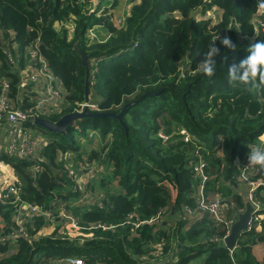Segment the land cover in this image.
<instances>
[{"label": "trees", "instance_id": "obj_1", "mask_svg": "<svg viewBox=\"0 0 264 264\" xmlns=\"http://www.w3.org/2000/svg\"><path fill=\"white\" fill-rule=\"evenodd\" d=\"M91 2L0 0V94L8 80L16 107L29 110L40 98L41 87L22 86L19 73L30 64L28 52L37 42L62 81L64 97L58 114L36 118L56 122L86 100V69L76 43L90 55V101L98 106L90 111L117 114L129 104L122 120L84 116L64 134L31 119L26 123L31 132L47 134L34 155L0 152V161L18 177L20 200L51 212L57 224L52 234L37 237L53 221L43 215L28 220L30 239L0 240V264H53L69 256L86 264H260L253 246L264 244V226L240 236L233 260L222 244L223 223L215 224L206 212L193 220L182 215L187 207L197 208L202 185L207 196L220 195L232 213L245 207V183L264 180L258 165L247 181L240 178V162L249 151L264 149V89L249 91L228 80L231 65L237 75L244 72L240 61L250 55L249 45L264 42V0H128L131 11L121 27L100 13L103 0L89 9ZM119 3L114 0L110 8ZM215 7L222 11L217 24L206 18ZM72 17L76 25L69 38L65 24ZM56 22H63L60 30ZM95 25L105 26L110 36L90 43L87 31ZM217 35L229 38L236 50ZM213 42L220 52L208 77L200 65ZM200 159L210 176L204 184L194 169ZM80 163L91 167L84 168L91 175L84 189L71 173ZM262 190L256 196L264 201ZM62 206L81 233H60V226L70 224L60 215ZM161 210L166 224L149 223ZM17 217L15 197L0 200V236L18 229ZM174 237L175 262L165 259Z\"/></svg>", "mask_w": 264, "mask_h": 264}, {"label": "built area", "instance_id": "obj_2", "mask_svg": "<svg viewBox=\"0 0 264 264\" xmlns=\"http://www.w3.org/2000/svg\"><path fill=\"white\" fill-rule=\"evenodd\" d=\"M123 20V21H120ZM124 25V18L119 19L118 26L121 27ZM219 37V35H217ZM216 36V37H217ZM222 38V37H221ZM39 42L36 43L31 49H29L28 55L31 59L30 64L23 70H21V85L25 86L27 84L34 83L36 88L41 87L40 98L37 102V105L32 107L29 110H24L21 107H16L10 98V83L8 80L2 81V92L0 94V122L6 124V128L9 136V145L8 153H18L22 157L29 158L34 155L39 146L43 145L44 141L41 137L35 136L31 130L26 127V123L31 119H35L40 114L53 115L60 112V104L63 100V88L62 81L52 72L49 65L43 57L40 55L39 51ZM8 58L12 64H15V55L11 52H7ZM85 107H88L89 110H97V104L89 101L86 104H79L78 111L84 110ZM81 108V110H80ZM6 165V164H5ZM241 166V177L244 180H248L249 174L255 170V166L249 164V159L245 162H240ZM207 163L205 160L200 159L195 166L196 174L201 178L202 184H204L210 176L206 173ZM39 166H36L35 169L39 170ZM251 171V172H250ZM76 172L75 169H72L71 173ZM17 181H11L5 179L1 175L0 170V200L5 198L15 197L16 206L18 208V217L17 225L18 229L11 233L10 235L0 236V240L3 243L8 241L16 240L18 238H29L25 223L33 219L37 215H43L48 220L54 221V216L51 212L45 211L41 206L28 203L26 201L20 200L17 196L19 193V188L17 186ZM249 201L253 204L254 210L251 215V220L249 222V230L258 227L264 221V202L256 196V191L263 187L264 180L258 181H247ZM87 185V181L84 184L80 185L81 189H84ZM17 196V197H16ZM227 203L222 199L221 196H216L214 198H209L204 192V185L200 187L199 192V204L196 209L185 208V216L182 215V219L193 220L197 213L206 212L211 215L214 219L215 224L223 223L226 227V234L222 238V241L225 242V239L229 236L231 228L235 220L231 217H228L226 214ZM166 210H161L158 214L152 217L148 222L160 224L164 220ZM61 217L67 218V221L72 225V228H80L77 221L67 215L66 207H60ZM141 222L137 223L139 226ZM30 239V238H29ZM161 246L163 245L160 244ZM157 247V245H156ZM237 248V245L233 248H230V255L234 259V252ZM155 255L156 253H152ZM146 258V257H145ZM53 264H86L83 258L77 256H69L60 260H56Z\"/></svg>", "mask_w": 264, "mask_h": 264}, {"label": "crops", "instance_id": "obj_3", "mask_svg": "<svg viewBox=\"0 0 264 264\" xmlns=\"http://www.w3.org/2000/svg\"><path fill=\"white\" fill-rule=\"evenodd\" d=\"M132 7V6H131ZM130 11H131V8L130 10H128L126 12V15L122 16V18L120 19H123L125 17H127L129 14H130ZM75 22H74V17H72V19L67 22L65 24V27L68 28L69 30V33L71 34V36H73L74 34V30H75ZM63 26V22H56L55 23V28L57 30H60L61 27ZM99 30L103 35L102 37L104 38V40H106L109 36H110V32L109 30L103 26V25H98V27H93V30ZM39 87V86H38ZM37 87V88H38ZM35 136H38V132H32ZM39 137V136H38ZM42 140L45 142L46 141V138L44 137H41ZM264 141V140H263ZM8 145H9V136H8V131H7V128H6V124H0V152L1 151H4V150H8ZM71 160V159H69ZM80 166L77 167V169H75L76 171V176H75V179L76 181H78V183L80 185L84 184L85 181L88 182V176H90L89 172H87L84 168H91L90 165H83V164H79ZM73 166V165H72ZM74 167V166H73ZM0 170H1V175L7 179V180H11V181H17L18 180V177L17 175L15 174V170L12 166L6 164L2 161H0ZM82 171H84L85 173L83 174ZM82 175H86V179H83V176ZM242 192H245V195H244V201H245V207L241 208V209H235L232 213H230V210L228 209V206L226 208V214L228 217H231L235 220L238 219V215L240 213H243L246 208H247V204L248 203H251L248 199V196H249V191H248V184L245 183V187L244 189L242 190ZM261 195L263 196L264 195V190L260 191ZM216 196H220V195H209L208 197L209 198H214ZM260 200H262L260 197H259ZM263 201V200H262ZM264 202V201H263ZM252 204V203H251ZM253 205V204H252ZM166 220V219H165ZM163 220L160 224H157L158 225H161L162 223L165 225L166 224V221ZM176 222V220H172V222ZM63 222V221H62ZM173 222V223H174ZM172 223V224H173ZM62 224V223H61ZM263 226H264V221L256 228H253L254 230H256L257 232H261L262 229H263ZM53 228L52 230H50V232L48 233V230H45L47 228ZM56 227H57V224L53 221V222H50V224H48L47 226H45L40 232L39 234L37 235L40 236V235H45L46 233H48V235L52 234L55 230H56ZM61 229H60V233H66L68 235H70V232H74V235H76L77 233H75V229L72 228V225L71 224H67V225H62L60 226ZM78 230V229H77ZM252 230V229H251ZM247 231H250L249 229ZM245 231V232H247ZM243 232V233H245ZM81 233V232H80ZM242 233V234H243ZM241 234V235H242ZM47 235V234H46ZM91 234H89L90 236ZM240 235V236H241ZM79 237V236H77ZM240 238V237H239ZM81 242H83V239L81 237ZM239 240V239H238ZM238 243V242H237ZM226 248L230 249L229 247L226 246V242H223L222 243ZM155 244H153L152 246H154ZM237 245V244H236ZM235 245V246H236ZM177 246H178V239L177 237H174L172 238V248H171V251L170 253L168 254L167 257H165V259L167 260H172L173 262H175L177 260L178 257H176L175 255L177 254ZM236 250V249H235ZM235 253V252H234ZM253 253L255 255V257L257 258V260L260 262V264H264V244L263 243H258L256 245L253 246ZM232 257V256H231ZM234 260V259H233ZM197 260H193L190 264H197Z\"/></svg>", "mask_w": 264, "mask_h": 264}, {"label": "clouds", "instance_id": "obj_4", "mask_svg": "<svg viewBox=\"0 0 264 264\" xmlns=\"http://www.w3.org/2000/svg\"><path fill=\"white\" fill-rule=\"evenodd\" d=\"M264 8V3L260 5ZM217 39L219 37L217 36ZM223 44L228 49L236 50V45L230 42L229 38L223 40ZM220 49L214 47V42L210 46V50L205 54L203 61H201V69L203 73L212 77L215 72L216 56L219 54ZM250 53L247 59L240 61V67L244 68V72L237 75L236 64H233L228 69V80L230 83H239L245 85L247 90H261L264 89V42L251 43L247 49ZM249 164L259 166L264 169V149L259 147L253 148L248 154Z\"/></svg>", "mask_w": 264, "mask_h": 264}, {"label": "water", "instance_id": "obj_5", "mask_svg": "<svg viewBox=\"0 0 264 264\" xmlns=\"http://www.w3.org/2000/svg\"><path fill=\"white\" fill-rule=\"evenodd\" d=\"M74 48L80 54L81 59H82V65L86 69V92H85V96H86V101H90V93H89V58H90V55L88 53H86L85 51L81 50L78 47L77 43L75 44ZM127 105H129V104H127ZM127 105L123 108V110L120 113H117V114L112 113V112L95 113V112H91L89 110V108L86 107L82 111L75 110L74 112L65 114L56 122H52V121L44 119V118H36L35 123L44 127L46 130H48L50 132H56V133L64 134L67 131V128L69 126L74 125L76 119L82 118L84 116L111 115L115 118L122 120V116L124 114V111H125ZM253 210H254L253 205L251 203H248L246 210L243 213H240L238 215V219L236 220V222H234L229 236L225 239L227 247H229V248L235 247V245L238 242L240 235L249 229V222L251 220V215H252ZM173 213H174V209L172 210L171 214H173Z\"/></svg>", "mask_w": 264, "mask_h": 264}, {"label": "rangeland", "instance_id": "obj_6", "mask_svg": "<svg viewBox=\"0 0 264 264\" xmlns=\"http://www.w3.org/2000/svg\"><path fill=\"white\" fill-rule=\"evenodd\" d=\"M114 3V0H103V3H102V8H101V11L100 13L102 12H106V16H112L113 18V21L116 25L119 24V19L122 18V16L126 15V12L128 10H130L132 4L128 2V0H120V3L119 5H117L116 7H113V8H110L111 7V4ZM98 5V0H93V3L91 2L89 5H88V8L91 9L93 6H97ZM104 8V9H103ZM104 10V11H103ZM261 12V10H260ZM197 15L196 16H201V14L199 12L196 13ZM221 16H222V11L219 10L217 7L213 8L212 10H210L207 15H206V18H212L213 20V24H217L218 22H220L221 20ZM120 21H123V20H120ZM93 27H98V25H95ZM93 27L90 28L88 31H87V36L88 38L90 39V43L91 42H98V41H103L104 38L102 37V33L95 29L93 30ZM73 36H71V34L69 33V38H72ZM221 37V36H220ZM219 39H223L224 38H219ZM89 101H84V102H81L80 103V107H81V104H86L88 103ZM86 108V107H85ZM81 110V108H80ZM98 110V109H97ZM39 137H44V138H47V134L43 131V130H39L38 134H37ZM96 144V143H95ZM95 144H91L89 147H92L94 146ZM82 173L84 174L85 172L82 171ZM83 176V179H86V175H82ZM90 176H88V182H90ZM87 182V184H88ZM89 195V193H86ZM55 221V220H54ZM0 224H1V220H0ZM79 226V225H78ZM53 228L49 227L45 230H48V233L50 232V230H52ZM78 229V230H77ZM75 231H82V228H77ZM48 233H46L48 235ZM77 233V232H75ZM45 234V235H46Z\"/></svg>", "mask_w": 264, "mask_h": 264}]
</instances>
